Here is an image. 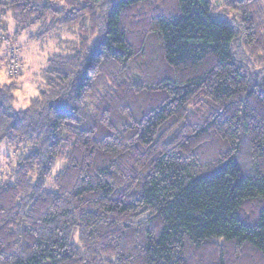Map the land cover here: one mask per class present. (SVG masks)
<instances>
[{
	"label": "trees",
	"instance_id": "1",
	"mask_svg": "<svg viewBox=\"0 0 264 264\" xmlns=\"http://www.w3.org/2000/svg\"><path fill=\"white\" fill-rule=\"evenodd\" d=\"M221 8L0 0V44L77 37L0 82V264H264V0Z\"/></svg>",
	"mask_w": 264,
	"mask_h": 264
},
{
	"label": "rangeland",
	"instance_id": "2",
	"mask_svg": "<svg viewBox=\"0 0 264 264\" xmlns=\"http://www.w3.org/2000/svg\"><path fill=\"white\" fill-rule=\"evenodd\" d=\"M218 14H224L221 8L223 0H212ZM8 30H13V21L8 18L5 20ZM0 44V82L9 81L8 76H12L16 81L17 89L13 108H25L29 97L37 93V84L40 82V70L45 65L47 58L54 53L62 50L66 45V40H77V37L64 30L54 37L47 38L44 41H27L22 35L16 41L3 36ZM12 79V78H11ZM4 147L2 144L1 148ZM1 154L10 155L14 149H4ZM15 159L0 155V170L7 163L14 164Z\"/></svg>",
	"mask_w": 264,
	"mask_h": 264
}]
</instances>
